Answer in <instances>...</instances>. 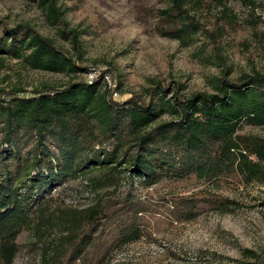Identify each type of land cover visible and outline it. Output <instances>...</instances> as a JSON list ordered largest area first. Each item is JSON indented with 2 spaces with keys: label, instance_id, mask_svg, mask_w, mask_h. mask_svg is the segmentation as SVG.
Returning <instances> with one entry per match:
<instances>
[{
  "label": "trees",
  "instance_id": "trees-1",
  "mask_svg": "<svg viewBox=\"0 0 264 264\" xmlns=\"http://www.w3.org/2000/svg\"><path fill=\"white\" fill-rule=\"evenodd\" d=\"M32 1L50 24H64L55 0ZM213 2L223 7L222 0H167L156 11L157 33L187 45L208 33L190 8ZM59 32L65 39L71 34L73 47L79 46L75 31ZM4 52L33 70L72 75L86 70L25 25L0 33V54ZM100 87L98 81H77L63 89L42 86L27 95H19L23 91L18 88H0V264L13 263L20 252L17 238L27 228L34 231L41 264L76 263L105 230L116 233L121 242L144 235L141 217L157 209L131 198L110 204L97 201L79 211L49 210L53 186L90 171L108 182L128 173L146 185L172 177L219 179L238 174L246 182L264 177V141L256 140L248 149L236 136L242 124L264 127V74L221 77L213 94L189 98L176 92L166 97L167 87L157 83L147 101L132 96L117 102ZM165 113L174 118L156 124ZM207 198H178L166 205V212L190 221L198 208H225L224 199Z\"/></svg>",
  "mask_w": 264,
  "mask_h": 264
},
{
  "label": "rangeland",
  "instance_id": "rangeland-1",
  "mask_svg": "<svg viewBox=\"0 0 264 264\" xmlns=\"http://www.w3.org/2000/svg\"><path fill=\"white\" fill-rule=\"evenodd\" d=\"M55 3L64 24H50L32 0H0V33L25 25L86 70L77 75L33 70L22 59L4 52L0 54V88H18L23 91L19 95H27L42 86L63 89L72 82L98 81L100 90L117 102L132 96L147 101L148 91L157 83L167 87L166 97L176 92L189 98L195 93L213 94L221 77L236 80L254 71L264 74V0H222L226 10L217 2L200 9L193 6L190 13L208 33L197 35L187 45L156 31L160 24L156 11L167 0ZM59 31H75L79 46L73 47L68 39L71 34L65 39ZM172 118L165 113L156 124ZM236 136L243 148L252 149L254 141H264V127L242 124ZM134 152L130 150V154ZM249 159L257 161L252 155ZM215 197L226 201L225 208L212 204L198 208L190 221L166 212V205L178 198ZM125 198L157 209L141 217L144 235L121 242L116 233L105 230L74 264H264L262 176L251 182L238 174L219 179L172 177L146 185L142 178L128 173L108 182L101 173L90 171L53 186L48 208L79 211L97 201L110 204ZM17 243L20 252L12 264H41L40 247L31 228L22 231Z\"/></svg>",
  "mask_w": 264,
  "mask_h": 264
}]
</instances>
